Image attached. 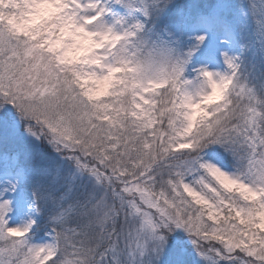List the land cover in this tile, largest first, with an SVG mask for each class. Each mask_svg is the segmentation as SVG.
Segmentation results:
<instances>
[{
	"label": "snow or ice",
	"instance_id": "snow-or-ice-1",
	"mask_svg": "<svg viewBox=\"0 0 264 264\" xmlns=\"http://www.w3.org/2000/svg\"><path fill=\"white\" fill-rule=\"evenodd\" d=\"M0 264H264V0H0Z\"/></svg>",
	"mask_w": 264,
	"mask_h": 264
}]
</instances>
